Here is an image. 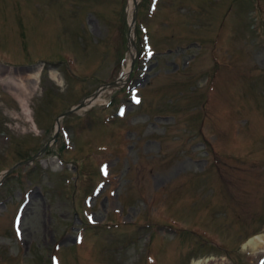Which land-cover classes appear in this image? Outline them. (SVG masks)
<instances>
[{
    "label": "rangeland",
    "instance_id": "374dc122",
    "mask_svg": "<svg viewBox=\"0 0 264 264\" xmlns=\"http://www.w3.org/2000/svg\"><path fill=\"white\" fill-rule=\"evenodd\" d=\"M128 1L0 0V264H264V0Z\"/></svg>",
    "mask_w": 264,
    "mask_h": 264
},
{
    "label": "bare ground",
    "instance_id": "6f19581e",
    "mask_svg": "<svg viewBox=\"0 0 264 264\" xmlns=\"http://www.w3.org/2000/svg\"><path fill=\"white\" fill-rule=\"evenodd\" d=\"M135 1H137V0H129V1H128V10H129V11H132L133 3H134ZM128 16H129V15H128ZM130 32H131V29H130ZM133 37H134V34H133V30H132V34H131V33L129 34V46H130V53H131V54H134V53H135V48H134V46H133V44H132ZM126 72H127V66L123 68V71H122V73H121V77H124V76L126 75ZM51 75H52L53 77H55V80H58V82H59V78L56 77V75H55L54 72H51ZM21 77H23L24 79H27V77L32 78L31 76H27L26 74H25V75H21ZM121 81H122V80H118V81L115 82V83L119 84ZM112 85H113V84H112ZM119 85H120V84H119ZM119 85H118V86H119ZM22 87H23V85H22ZM116 87H117V86H116ZM113 88H114V87H113ZM110 89H111V87H110L109 85H104V86H102L101 89H99V91H98V93H97L96 96L91 95V96H88L87 98H85V99L83 100L82 107H83V108L90 107L92 104L97 103L98 100L101 99L102 93H107V92L109 93ZM106 99H107V98H106ZM101 100H102V99H101ZM102 103H103V102H102ZM25 111H27V107H25ZM260 237H261L260 234H256V235H254V236H252V237H249V238L247 239V241H251V242H252L254 238H258V239H260ZM197 262H198V261L193 262L192 264H197ZM198 263H199V262H198Z\"/></svg>",
    "mask_w": 264,
    "mask_h": 264
},
{
    "label": "water",
    "instance_id": "95a60500",
    "mask_svg": "<svg viewBox=\"0 0 264 264\" xmlns=\"http://www.w3.org/2000/svg\"><path fill=\"white\" fill-rule=\"evenodd\" d=\"M133 20H134V14L131 15V22L132 23H133ZM112 83H113V81H110L107 84H112ZM82 103H83V101L81 100V101L77 102L75 105H73L70 109L72 110V109L76 108L77 106L82 105Z\"/></svg>",
    "mask_w": 264,
    "mask_h": 264
},
{
    "label": "snow or ice",
    "instance_id": "6c2138e0",
    "mask_svg": "<svg viewBox=\"0 0 264 264\" xmlns=\"http://www.w3.org/2000/svg\"><path fill=\"white\" fill-rule=\"evenodd\" d=\"M138 102V101H137Z\"/></svg>",
    "mask_w": 264,
    "mask_h": 264
}]
</instances>
